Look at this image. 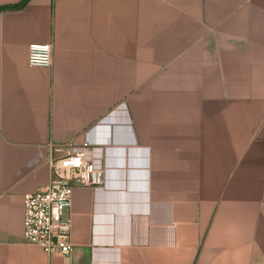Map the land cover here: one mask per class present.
Here are the masks:
<instances>
[{"label":"crops","instance_id":"obj_1","mask_svg":"<svg viewBox=\"0 0 264 264\" xmlns=\"http://www.w3.org/2000/svg\"><path fill=\"white\" fill-rule=\"evenodd\" d=\"M86 142L49 255L25 198ZM0 264H264V0H0Z\"/></svg>","mask_w":264,"mask_h":264},{"label":"built area","instance_id":"obj_2","mask_svg":"<svg viewBox=\"0 0 264 264\" xmlns=\"http://www.w3.org/2000/svg\"><path fill=\"white\" fill-rule=\"evenodd\" d=\"M31 67L51 69L54 66V45H31ZM92 144L86 142L71 155L49 156L51 179L46 191L25 198V241L42 248L47 254L70 256L72 221L66 214L73 205L75 190L98 185V170L90 158Z\"/></svg>","mask_w":264,"mask_h":264}]
</instances>
